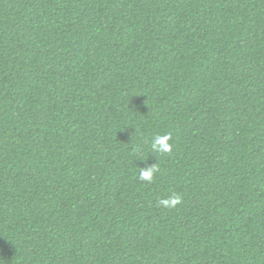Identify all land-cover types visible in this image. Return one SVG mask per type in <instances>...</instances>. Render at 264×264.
Segmentation results:
<instances>
[{"label": "trees", "instance_id": "trees-1", "mask_svg": "<svg viewBox=\"0 0 264 264\" xmlns=\"http://www.w3.org/2000/svg\"><path fill=\"white\" fill-rule=\"evenodd\" d=\"M0 264H264V0H0Z\"/></svg>", "mask_w": 264, "mask_h": 264}, {"label": "clouds", "instance_id": "clouds-1", "mask_svg": "<svg viewBox=\"0 0 264 264\" xmlns=\"http://www.w3.org/2000/svg\"><path fill=\"white\" fill-rule=\"evenodd\" d=\"M171 138L170 134H165L163 136H156L152 142V149L156 152H171L172 145L168 143V140ZM158 171L155 166L142 167L140 170V179L151 181L153 174ZM179 202V196H174L172 198L160 199L158 203L161 206L168 207L170 205H175Z\"/></svg>", "mask_w": 264, "mask_h": 264}]
</instances>
